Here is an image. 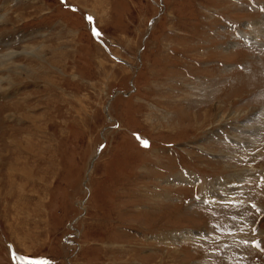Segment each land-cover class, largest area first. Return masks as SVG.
I'll use <instances>...</instances> for the list:
<instances>
[{"label":"rangeland","instance_id":"1","mask_svg":"<svg viewBox=\"0 0 264 264\" xmlns=\"http://www.w3.org/2000/svg\"><path fill=\"white\" fill-rule=\"evenodd\" d=\"M21 261L264 264V0H0V264Z\"/></svg>","mask_w":264,"mask_h":264},{"label":"bare ground","instance_id":"2","mask_svg":"<svg viewBox=\"0 0 264 264\" xmlns=\"http://www.w3.org/2000/svg\"><path fill=\"white\" fill-rule=\"evenodd\" d=\"M181 176V175H179ZM189 176V175H188ZM186 177V176H185ZM240 177L241 175L240 174H231V175H228L226 177H223V178H219V179H216L214 182H210L211 183V186L209 187H205V189L203 190V194L202 196H205V195H218V193L220 194H223V193H230L232 192L231 188H233V184L240 181ZM178 178V181H181L179 177ZM184 178V177H183ZM182 179V177H181ZM190 179V178H189ZM191 182H194V180H190ZM199 181V180H198ZM189 182V181H188ZM199 183V182H198ZM214 185L216 187H214ZM232 186V187H231ZM217 188V189H216ZM223 192V193H222ZM215 197V196H214ZM185 236H188V233H186ZM163 239H169L170 240V237L165 235L163 237H161Z\"/></svg>","mask_w":264,"mask_h":264},{"label":"snow or ice","instance_id":"3","mask_svg":"<svg viewBox=\"0 0 264 264\" xmlns=\"http://www.w3.org/2000/svg\"><path fill=\"white\" fill-rule=\"evenodd\" d=\"M142 143L144 144V146H147V142L146 141H143Z\"/></svg>","mask_w":264,"mask_h":264}]
</instances>
